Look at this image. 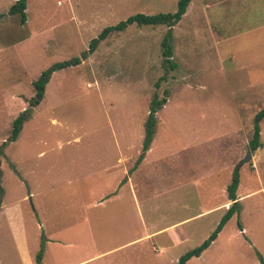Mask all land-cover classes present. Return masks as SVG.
I'll list each match as a JSON object with an SVG mask.
<instances>
[{"label":"rangeland","instance_id":"obj_1","mask_svg":"<svg viewBox=\"0 0 264 264\" xmlns=\"http://www.w3.org/2000/svg\"><path fill=\"white\" fill-rule=\"evenodd\" d=\"M14 2L0 0V264H177L235 201L186 264H264V118L262 147L240 165L264 107V0H191L172 27L176 67L159 85L168 27L110 34L52 74L9 141L43 70L79 56L105 26L177 0H27L24 24L8 13ZM164 89L142 156L149 104Z\"/></svg>","mask_w":264,"mask_h":264},{"label":"trees","instance_id":"obj_2","mask_svg":"<svg viewBox=\"0 0 264 264\" xmlns=\"http://www.w3.org/2000/svg\"><path fill=\"white\" fill-rule=\"evenodd\" d=\"M191 0H177L176 8L171 12H157L154 14H146L142 12H137L135 14L129 15L127 18L120 20L114 25L105 26L96 37L92 38L89 41L88 48L84 50L79 56L71 57L69 59L55 62L50 65L47 69L43 70L38 78L33 81V86L35 89L34 95L28 101V107L22 110L12 122L11 134L8 138L9 141L15 140L20 131L23 128L24 123L30 118L33 107L38 105L44 95L47 83L50 81L52 74L69 66L77 65L81 62L82 59L87 58L92 54L100 42L105 40L110 34L115 32L124 31L129 25L135 24L139 27L144 25H165L168 27L167 31L163 35L160 41L161 56H162V67L164 68L165 73L159 77L157 85L161 81H166L169 70H172L176 67L175 62L172 59L173 56V30L172 27L177 24L183 15L186 13L187 7ZM27 0H15V2L10 6L8 13L12 15L19 16L20 24H24L27 20L26 14ZM169 91L164 89V95L159 98L158 95L154 94L153 98L149 104V111L147 116V121L145 124V134L142 144V153L143 154L150 148L151 142L155 134V127L157 123L156 113L161 108L163 104L166 103L168 98ZM264 118V107L261 108L253 118V131L251 140L249 142V148L251 151H256L258 148L262 147L263 143L260 136V122ZM7 142H3L0 145V156L3 155L4 148ZM142 158V157H141ZM1 160H0V177H1ZM239 185L238 172L236 171L231 179V182L227 186L228 197L229 199L235 201L237 199V188ZM4 193V188L0 180V205L2 202V197ZM237 203L233 202L227 209L226 213L222 216L215 229L210 233V235L198 246L186 251L179 257L177 264H186V262L194 256H199L209 245L217 238L218 233L222 230L226 222L231 218V216L236 211ZM44 239L41 241L40 249L36 255V261L40 262L44 250Z\"/></svg>","mask_w":264,"mask_h":264},{"label":"water","instance_id":"obj_3","mask_svg":"<svg viewBox=\"0 0 264 264\" xmlns=\"http://www.w3.org/2000/svg\"><path fill=\"white\" fill-rule=\"evenodd\" d=\"M251 157H252L251 150H248V151H247V155H246V157H244V158L240 161V165L243 164V163H245V162H247V161H249V160L251 159Z\"/></svg>","mask_w":264,"mask_h":264}]
</instances>
